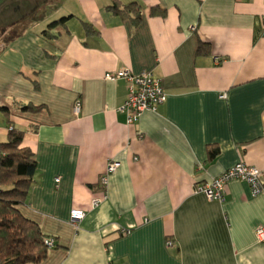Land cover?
<instances>
[{
  "label": "crops",
  "instance_id": "obj_1",
  "mask_svg": "<svg viewBox=\"0 0 264 264\" xmlns=\"http://www.w3.org/2000/svg\"><path fill=\"white\" fill-rule=\"evenodd\" d=\"M113 1L58 0L0 47V142L22 130L36 163L19 210L54 240L30 264H264V189H197L237 162L264 169V0H117L141 6L137 22ZM121 69L160 79L156 111L127 121V80L104 77Z\"/></svg>",
  "mask_w": 264,
  "mask_h": 264
},
{
  "label": "trees",
  "instance_id": "obj_2",
  "mask_svg": "<svg viewBox=\"0 0 264 264\" xmlns=\"http://www.w3.org/2000/svg\"><path fill=\"white\" fill-rule=\"evenodd\" d=\"M110 9L124 17H130L133 22L140 19L141 6L136 1L120 5L115 0ZM150 12L163 14L164 9L153 6ZM71 17L68 14L51 20L42 34L49 35L50 29L65 25ZM84 25L89 31L90 25L87 22ZM15 35L16 32L5 42ZM205 47L206 44H199L197 52H203ZM19 108L23 111H35L39 106L23 104ZM1 109L8 113L7 108ZM22 138V130L10 127L6 140L0 142V264L39 263L46 258L49 249L44 244V239L49 236L43 234L39 225L19 210V206L25 203L36 171L33 153L22 145ZM218 152L216 145H210L207 150L208 159L214 158Z\"/></svg>",
  "mask_w": 264,
  "mask_h": 264
},
{
  "label": "built area",
  "instance_id": "obj_3",
  "mask_svg": "<svg viewBox=\"0 0 264 264\" xmlns=\"http://www.w3.org/2000/svg\"><path fill=\"white\" fill-rule=\"evenodd\" d=\"M264 35V29H263ZM107 79L125 78L128 82L127 95L121 107L126 112L127 121L138 120L146 111H156L157 107L166 99V94L162 88L159 78L154 77L150 72H142L134 75L126 69H121L115 73L107 72L104 75ZM80 110V101L76 100L73 106V112L76 114ZM116 162H108L105 172L101 175L100 181L106 183L107 175L116 169ZM58 179V178H57ZM230 180H242L248 183L253 196L259 194L264 189V169L247 165L243 162H237L232 167L223 170L212 180L197 187L208 199L222 200L225 185ZM104 197V196H103ZM100 197H94L90 201L91 208L97 207L101 203ZM86 212L82 209H72L70 219L73 225L85 216ZM257 241L264 242V228L255 229ZM44 244L51 248L54 246V240L51 237L44 239ZM166 245L171 246L172 240L167 239Z\"/></svg>",
  "mask_w": 264,
  "mask_h": 264
},
{
  "label": "rangeland",
  "instance_id": "obj_4",
  "mask_svg": "<svg viewBox=\"0 0 264 264\" xmlns=\"http://www.w3.org/2000/svg\"><path fill=\"white\" fill-rule=\"evenodd\" d=\"M58 0H0V47L12 34L17 32L26 21L49 12V5ZM14 25V29L5 27ZM4 28V30H3ZM14 30V31H13Z\"/></svg>",
  "mask_w": 264,
  "mask_h": 264
}]
</instances>
